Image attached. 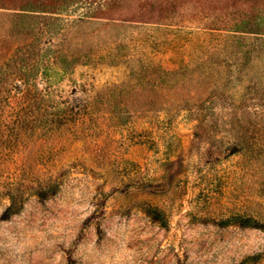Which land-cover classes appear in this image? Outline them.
Returning a JSON list of instances; mask_svg holds the SVG:
<instances>
[{"label": "rangeland", "instance_id": "rangeland-1", "mask_svg": "<svg viewBox=\"0 0 264 264\" xmlns=\"http://www.w3.org/2000/svg\"><path fill=\"white\" fill-rule=\"evenodd\" d=\"M0 264H264V0H0Z\"/></svg>", "mask_w": 264, "mask_h": 264}, {"label": "trees", "instance_id": "trees-1", "mask_svg": "<svg viewBox=\"0 0 264 264\" xmlns=\"http://www.w3.org/2000/svg\"><path fill=\"white\" fill-rule=\"evenodd\" d=\"M6 1H9V0H6ZM21 13H16V15H14L15 17H18V18H33L34 14H31L32 10H26V9H20ZM34 13V12H32Z\"/></svg>", "mask_w": 264, "mask_h": 264}]
</instances>
